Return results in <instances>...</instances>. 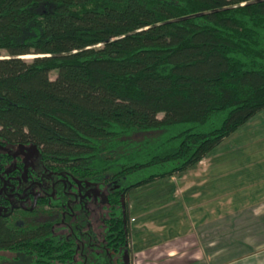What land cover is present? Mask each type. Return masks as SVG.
I'll use <instances>...</instances> for the list:
<instances>
[{
    "label": "trees",
    "instance_id": "1",
    "mask_svg": "<svg viewBox=\"0 0 264 264\" xmlns=\"http://www.w3.org/2000/svg\"><path fill=\"white\" fill-rule=\"evenodd\" d=\"M261 109L264 0H0V144L37 147L56 177L34 200L47 214L65 183L105 188L96 264H126L128 191L180 174ZM20 173H0V198ZM0 206V250L88 262L84 218L61 232Z\"/></svg>",
    "mask_w": 264,
    "mask_h": 264
},
{
    "label": "rangeland",
    "instance_id": "2",
    "mask_svg": "<svg viewBox=\"0 0 264 264\" xmlns=\"http://www.w3.org/2000/svg\"><path fill=\"white\" fill-rule=\"evenodd\" d=\"M53 75L54 73L50 72V76L52 77ZM237 129L238 133L236 135L241 139L239 141L241 143L243 142L242 144L253 146L255 148H264V109L255 113L247 122H245L244 125L239 126ZM232 135L233 134L228 135L224 140L219 142L214 148L206 153L211 161L208 163L210 169L205 173L209 174L211 180L212 178H216V181H211L213 185L220 184L214 188V191L213 186L207 187L205 193H200L199 197H195L196 200H188L184 193H179L175 196H172L173 193L170 194V191H174V189L179 186L177 183L179 179H177L178 181L176 183H165L164 179L166 178H162L164 184H160L162 183L160 180H154L150 184L141 185L127 192L125 199H133V196H136V200L140 197L143 198H140L137 204L134 203L135 205L128 211L127 215L131 214L135 217L137 213H141L142 211L138 212L137 208L138 205L140 206V203H144L148 209L149 207H152V212L151 210H148V213L144 212L142 218L140 217L134 222H130L132 232L134 230L133 226H138L142 219L145 224H148L152 220H155L154 216L160 212L161 214H165V217L168 218V224L163 227L161 232L149 235L150 241H148L146 246L133 249V245L131 246L130 241L128 242L131 255L134 253L131 264H264V261L260 260V257L264 256V245H258V247L251 246V244H254L255 242L249 241L251 235L246 233L243 226H236V231H241V233L238 232V234H233L234 229H231V231H233L232 233L228 230L223 234V238H228L226 239V242L221 245V249L219 250V248H216L214 253L207 250V253H205L206 251L204 252L206 256L201 253L202 250L199 251V249H196L197 244L194 243L193 240L191 241L190 237L187 236L192 232L190 226L197 224L198 219L196 215L198 214V211H200L197 203L201 199L203 200V198H205L206 200L212 198L214 193L220 192L219 196L222 198L224 196H229L228 199L232 200L230 205L236 206L237 208H242L253 203L251 201L255 198L253 194L256 187L252 184L257 182L256 175L259 171L257 170V166L254 165L252 177L248 176L244 178L245 176L240 173L246 169L245 163H243V158L246 157L239 152L229 150V147L232 146V142L236 137H233ZM4 152L10 153L11 156H14L15 154H17V156L23 155V163L18 166L21 175H24V179L19 182L21 194L18 197L10 195L8 197V206L15 208H17V206L32 207L33 202L31 198H29L26 189L29 187V192L34 191V189L37 191L39 188L45 190L47 186L55 180V175L41 169L38 149L33 144H16L13 146L0 144V153ZM243 164V169L240 172L237 171V167ZM12 166V161L7 163L4 161L0 162V169H11ZM193 167H197L196 164H194ZM236 171L241 174L239 179H235L236 174H238ZM28 172L30 173L31 179L35 180L29 181L26 178ZM205 173H202V175ZM64 188L68 189V186H65ZM169 189L171 190L169 191ZM6 190L8 189L6 188ZM162 190H164L162 192L163 194L161 193ZM74 192H77V194L80 192L82 193L81 195H83L82 198L81 195H79L78 202L72 203L75 205L76 211L87 210V212H89L91 210L89 218L91 229L94 231L90 228L86 230L89 239L92 242L97 241V235L95 232L98 234L100 231V225H98V222L101 223L102 219L106 216L105 191L98 188V186L93 183L84 182L76 187ZM159 193L161 194L159 195ZM23 195L24 199L22 198ZM167 195H170V197ZM205 202L209 203V201ZM163 203H165L164 205L166 206H164ZM0 211H4L3 206H0ZM204 212L207 221L212 219V212L209 213L207 207ZM233 212L234 211H232V213ZM54 216L55 214L50 215L44 211H39L30 216L28 220L32 222L50 221L54 219ZM259 220L264 223L263 218ZM57 227L61 229V232L65 231V224L62 225V228L59 225H57ZM173 239L175 248H171V250L174 252L171 256H167L166 253L168 249H165V244L167 240L172 243ZM97 245L98 243H94L89 247L92 249L96 248ZM210 245H213V243ZM136 247L137 245L134 246V248ZM197 255L198 258L193 260V257H197ZM76 261H79V258H76ZM31 262V255L0 250V264H31Z\"/></svg>",
    "mask_w": 264,
    "mask_h": 264
},
{
    "label": "crops",
    "instance_id": "3",
    "mask_svg": "<svg viewBox=\"0 0 264 264\" xmlns=\"http://www.w3.org/2000/svg\"><path fill=\"white\" fill-rule=\"evenodd\" d=\"M248 120L249 119H247L245 122H247ZM245 122L240 126L244 125ZM237 133H238V129H235L233 132L230 133L233 134L232 135L233 137L235 136L236 137L232 142V146L229 147V150L239 152L241 155H245L246 157L243 158L244 161L243 163H245L246 169L240 172L243 169L242 168L244 166L243 164L237 167V171H239L242 175H244L245 176L244 178L248 176L252 177L254 172L253 170L254 165L257 166V170L259 171L257 175L255 174L257 182L252 184L256 187V190H254V194H253L255 198L251 201L254 204L251 203L242 208H237L236 206L230 205L232 200L228 199L229 196H224L223 198L219 196L220 192L214 193L212 198L206 200L205 198H203V200L201 199L197 203L198 209L200 210L196 215L198 221L197 224H195L194 226L193 225L190 226L192 232H190L191 234L189 235L191 236L189 235L187 236L190 237L191 241L193 240L194 243L197 244L196 249H199V251L202 250L201 253L204 256H206L205 253H207V250H210L211 252L214 253L216 251V248H219V250L221 249V245L224 242H226V239L228 238V237L223 238V234H225L228 230L232 233L233 231H231V229H234L233 234H238V232L241 233V231H236V226L237 227L243 226L245 228L244 230L246 231V233L251 235V239H249V241L255 242L254 244H251L252 243L251 242L250 243L251 246L258 247V245H264V240H263L264 223L263 221L260 222L259 220L262 218L264 219V148L261 147L255 148L253 146L242 144L243 142L241 143L239 141L241 139L237 137L236 135ZM224 138L222 140H224ZM223 150H227V149H223ZM210 161L211 159H209L208 156L205 154L197 163H195L197 167H193L192 165L186 168L184 171H182L180 173L181 175L174 174L164 179L165 183H176L178 181L177 179H179V181L177 182L179 186L176 189H174V191H170L171 189H169L170 194L173 193L172 196H175L179 193H184L187 196L188 200H192V199L196 200L195 197L197 196L199 197L200 193H205L207 191L206 190L207 187L213 186V191H214V188L216 186H219L220 184L213 185L211 181L213 180L216 181V178H212L211 180L209 174L205 173L208 169H210L208 165ZM237 171L236 173H238ZM202 173L205 174L202 175ZM241 174L239 173L236 174L235 179H239ZM155 180H160V182H162V178ZM160 184H164V183L162 182ZM163 191L164 190H162L161 193ZM161 193H159V195ZM167 196L170 197V195ZM140 198H138L137 200H136V196H133V199L128 198L127 211L131 210L135 205L134 203L137 204ZM205 201H209V203H206ZM164 204L165 203H163V205ZM206 207L209 209V213L212 212L211 215L212 219H210L209 221L206 220V215L204 212ZM137 208H138V212L140 211L142 212L139 214L137 213L135 217L130 213H129L130 215H128V242L130 241V245L131 246L133 245V249H138L146 246L148 241H150L149 235L152 233L161 232L163 230V227L168 224V220H167L168 218L165 217V214H161L160 212L159 214L154 216L155 220L151 219L152 221L149 222L148 224L147 223L145 224L144 220L142 219L141 223L138 226L136 227L133 226L134 230L132 232L130 228L131 227L130 222H134L136 219H139L140 217L142 218L144 216V212L148 213V210H151L152 212L151 209L152 207H149L148 209V207L144 203H140V206L138 205ZM232 211L234 212L232 213ZM212 243L213 245H210ZM135 245H137L136 248H134ZM174 246H175L174 239L172 240V243H170L167 240L165 244V249H168L166 253L167 256H171V254L174 252L171 250V248L172 249L175 248ZM132 256L134 257V253H132L131 257ZM196 258H198V255L197 257L194 256L193 260H195ZM260 260L264 261V256L260 257Z\"/></svg>",
    "mask_w": 264,
    "mask_h": 264
},
{
    "label": "flooded vegetation",
    "instance_id": "4",
    "mask_svg": "<svg viewBox=\"0 0 264 264\" xmlns=\"http://www.w3.org/2000/svg\"><path fill=\"white\" fill-rule=\"evenodd\" d=\"M5 146H8V145H5ZM10 146H13V145H10ZM4 153H7V152H4ZM8 154H10V153H8ZM11 157L12 158L10 160H8V162L12 161V164H13L12 168L16 167L17 169H19L18 166H20L23 163V155L17 156V154H15L14 156H11ZM12 168L11 169H6V170L1 168L0 169V173L2 172V174H6V173L10 172L12 170ZM2 174H0V177H2ZM8 177L16 178L17 176L14 177V176L10 175ZM20 177H21V179L18 180V183H17L16 187L12 186V182L11 181L3 180V183H6L7 185L4 186V189L2 191V194H3L2 197L3 198H0L1 202H5L6 204H8V197L10 195L18 197L21 194V188H19V182L24 179V175H21V173H20ZM26 178L29 181L35 180V179H31L29 172L27 173ZM70 185L71 184H68V183L63 184V189H64L65 193H72L71 198L68 197L69 200H68L67 204L65 203V204H62V206H60V207L49 209L51 212L53 210V212L50 215L55 214L53 222H54V224H56V227L60 223L65 224V225H68V224H70V225L78 224L79 225L80 224L79 221L82 218L85 219V228L80 230L79 233H81V237H82L83 243L87 247L86 248L87 250L85 252V256H86V259H88V262L87 263L84 262L85 259L84 260L80 259L79 261H76V258H78V257H76L74 264H96V261H97V258H96L97 256L96 255L99 253V251L103 247V245H102L103 244V235H104V223H103V220L105 219L106 216L102 219L101 223L98 222V225H100V231L98 232V234H97V232H95L96 235H97V241L92 242L89 239V235H88L87 230H86L88 228L91 229V223H90V218H89V215L91 214V210L89 212H87V210H85V211H76L75 205H73L72 203L73 202H75V203L78 202L79 195H81L82 193L78 192V194H77V192H72V190L74 191V189H76V187H78L80 184L77 183V184L73 185V187H71L70 190H68ZM65 186H68V189H65L64 188ZM6 188L8 190H6ZM13 188H15V189L18 188V189H20V191H18V190L11 191ZM54 188H56V178H55V180L52 181V183H50L47 186V188L45 190H42L41 188H39V190H37V191H36V189H34V191L29 192L28 191L29 187H28L26 190H27V194H28L29 198H31V200L33 202L32 207H30V206H27V207L17 206V209H19V210H21L23 212L25 211V209H28L29 211L33 209V210H35V212H39V211L46 212L49 207L47 205H44V206H41V207L39 205H35L34 204V200H35V198H37V197L41 198V197H43L46 194L52 195L53 194L52 192H54ZM98 188H100V187H98ZM101 189H103L105 191L104 187L101 188ZM82 197H83V195H81V198ZM22 198L24 199V195H23ZM125 200H127V199H125ZM125 203H126V201H125ZM126 205H127V203H126ZM43 208H45V209H43ZM106 208H107V205H106ZM67 211H69V215H70L68 221H63V219H62L63 216L62 215L60 217H58L59 212L65 213ZM35 212L32 213V214H35ZM127 214H128V211H127ZM105 215H106V211H105ZM127 218H128V215H127ZM66 222H68V224ZM91 230H93V229H91ZM94 243H98V245L96 246V248H92L91 249L89 246L94 244ZM126 251H127L126 254H122L123 260H124V262L126 264H131L132 257H131V250H130L129 244H128V239H127V244H126ZM115 256H117V255L115 254L113 257H115ZM109 257H110V255H109Z\"/></svg>",
    "mask_w": 264,
    "mask_h": 264
}]
</instances>
